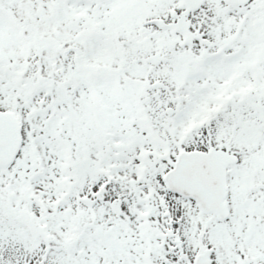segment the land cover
Returning a JSON list of instances; mask_svg holds the SVG:
<instances>
[{
	"label": "snow or ice",
	"instance_id": "6c2138e0",
	"mask_svg": "<svg viewBox=\"0 0 264 264\" xmlns=\"http://www.w3.org/2000/svg\"><path fill=\"white\" fill-rule=\"evenodd\" d=\"M0 264H264V0H0Z\"/></svg>",
	"mask_w": 264,
	"mask_h": 264
}]
</instances>
